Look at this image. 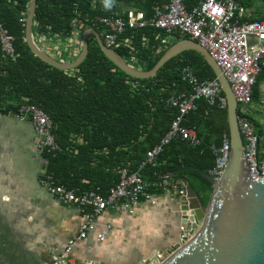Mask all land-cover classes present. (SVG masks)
<instances>
[{"label": "trees", "instance_id": "1", "mask_svg": "<svg viewBox=\"0 0 264 264\" xmlns=\"http://www.w3.org/2000/svg\"><path fill=\"white\" fill-rule=\"evenodd\" d=\"M202 1L184 3L191 11ZM255 1L242 3L251 9ZM30 2L0 0V20L14 37L17 54L15 60L4 57L0 45V110L16 114L23 104L40 107L53 122L59 146L55 152L43 153L47 172L69 189L85 192L99 188L106 195L119 182V170L137 171L147 151L160 142L177 118L178 109L170 107L166 99L173 90L192 91L183 81L182 66H191L200 80H213L216 75L200 53L187 51L171 59L151 78H132L105 56L95 39L90 40L88 55L77 68H54L37 57L27 43ZM121 2L151 18L169 0H37L33 33L67 36L76 21L80 27L88 28L91 24L87 19L117 15ZM257 12L249 21L264 20V15ZM97 31L102 34L103 28ZM125 37L131 38V47L115 51L129 64L133 55L139 54V64L146 63V71L154 68L172 45L190 39L177 31L168 34L153 26L128 30ZM162 46L164 51L151 60ZM262 82L264 68L255 84L253 101L256 87ZM183 123L197 128L201 144L193 146L179 138L173 140L155 166H147L141 175L151 184L150 190L159 194L163 190L160 184L168 174H174L177 181L187 180L200 203L207 206L214 186L200 173L184 168L195 166L207 172L213 168L216 157L212 146L220 147L224 136L230 139L227 109L211 108L200 100L198 110L186 116ZM258 134L262 151L263 130H258Z\"/></svg>", "mask_w": 264, "mask_h": 264}, {"label": "built area", "instance_id": "2", "mask_svg": "<svg viewBox=\"0 0 264 264\" xmlns=\"http://www.w3.org/2000/svg\"><path fill=\"white\" fill-rule=\"evenodd\" d=\"M249 11L242 0H203L191 11L187 9L184 0H169L167 5L157 8L151 18H148L143 11L130 10L125 16H98L87 19L86 22L95 30L99 27L103 28L101 37L105 45L113 51L122 47H131V38L125 37L128 30L147 26H153L168 34L177 31L181 35L189 36L205 48L221 68L237 101V120L245 145L246 167L252 179L264 181L261 138L249 112L255 84L264 68V20L249 21L251 16ZM79 23L76 21L75 24ZM52 36L57 38V50H60L59 42L63 43L61 35ZM40 37L44 39L45 36L40 35ZM14 41V37L0 20L2 53L4 57L12 60L17 58ZM49 55L53 57L52 54ZM58 61L72 62L61 56ZM181 75L192 91L188 93L173 90L166 99L170 107L178 109L177 118L160 142L147 151L146 158L137 171H132L130 168L119 170V182L111 187L106 195L101 193L99 188L85 192L69 189L58 184L53 175L47 172L46 167L41 169L40 186L55 199L57 204L77 206L85 217L77 235L68 241L60 255L54 257L52 264H74L70 259L73 248L91 234L96 233L97 239L104 241L110 232V226L97 233L96 220L109 209L134 214L143 202L156 204V193L150 190L151 184L142 177L141 172L149 165L155 166L166 146L175 139L188 141L193 146L201 144L197 128L187 127L183 123L186 116L198 110L200 100L205 101L211 108L227 109V99L217 78L200 80L189 65L182 66ZM16 117L20 120L29 118L37 136V149L41 161L47 165L43 153H52L59 149L53 133L52 120L40 107L29 104H23ZM212 149L216 158L209 174L217 180L222 176L230 159V139L224 136L222 145L212 146ZM160 186L164 191H169L173 187L167 179L162 181ZM178 194L182 198L186 197L185 190H179ZM186 225L181 227L183 232L179 243L181 246L187 244L194 235ZM170 253L166 256L156 254L153 258L156 260L155 264L165 262Z\"/></svg>", "mask_w": 264, "mask_h": 264}, {"label": "crops", "instance_id": "3", "mask_svg": "<svg viewBox=\"0 0 264 264\" xmlns=\"http://www.w3.org/2000/svg\"><path fill=\"white\" fill-rule=\"evenodd\" d=\"M120 5V10H116L118 16L130 10L138 11L126 8L123 2ZM78 27L75 24L69 35L60 36L63 42H59L60 50H57V38L52 35L42 39L40 34L33 33L34 40L56 60L61 56L74 62L82 53L83 35L90 29ZM91 39L96 40L91 36L89 42ZM163 51L164 46L158 48L150 59L155 60ZM138 55H133L131 64L125 61L146 71V63L139 64ZM252 108L254 111L253 104L249 112ZM3 110H0V264H52L54 257L77 235L85 217L77 206L57 204L40 186V171L46 165L36 148L33 125L29 120L18 119L15 112ZM259 123L262 130V121ZM164 179L173 187L156 193L155 205L143 202L134 214L109 209L99 217L96 232L110 226L107 238L101 242L96 233L91 234L73 248L71 261L74 264H136L155 258L159 252L170 253L180 243L181 227L186 225L187 215L182 211L178 191L186 190L184 181L187 180L177 181L171 173Z\"/></svg>", "mask_w": 264, "mask_h": 264}, {"label": "water", "instance_id": "4", "mask_svg": "<svg viewBox=\"0 0 264 264\" xmlns=\"http://www.w3.org/2000/svg\"><path fill=\"white\" fill-rule=\"evenodd\" d=\"M36 6L37 0H31L26 21L27 43L37 57L60 70H73L84 62L91 36L96 38L102 52L118 69L140 80L155 76L166 63L183 52L196 51L205 58L227 99L230 159L217 180L202 168H184L200 173L214 186V191L207 206H204L192 186L184 181L186 197L182 198V211L187 215L184 223L194 235L187 244L176 245L162 264H264V181L252 179L246 167L245 145L237 120L238 104L230 84L209 52L192 39L180 40L165 52L154 68L143 71L129 65L122 56L109 49L101 35L90 28L83 35L80 57L74 62L62 63L45 53L34 40ZM155 262V259L148 258L136 264Z\"/></svg>", "mask_w": 264, "mask_h": 264}, {"label": "rangeland", "instance_id": "5", "mask_svg": "<svg viewBox=\"0 0 264 264\" xmlns=\"http://www.w3.org/2000/svg\"><path fill=\"white\" fill-rule=\"evenodd\" d=\"M249 10H250L249 11L250 12V15L256 16L254 14H258L257 10H259L260 13L264 15V0H256L255 1V5L251 9H249ZM255 94H256V96L254 97V101H253L254 111H253V108H252V110L250 111V117H251V119H254V122L255 123L258 124V126L256 125L257 131L260 128L259 127L260 126V123L259 122L262 121L261 127L263 128L262 130L264 132V82L259 83L257 85V87H256V93ZM25 120H29V118H26ZM261 153L264 156V147H262ZM159 253L162 254L163 252H159ZM166 255L167 254L165 253V256ZM70 259L73 260L74 259L73 256L70 255Z\"/></svg>", "mask_w": 264, "mask_h": 264}]
</instances>
